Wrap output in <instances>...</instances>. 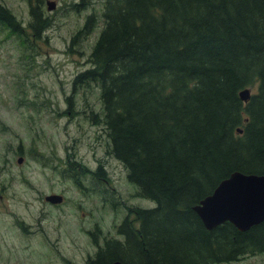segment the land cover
<instances>
[{"label": "trees", "instance_id": "obj_1", "mask_svg": "<svg viewBox=\"0 0 264 264\" xmlns=\"http://www.w3.org/2000/svg\"><path fill=\"white\" fill-rule=\"evenodd\" d=\"M0 21L13 30L1 3ZM103 21L92 67L74 78L72 94L96 84L101 110L88 120L155 206L124 221V242H107L95 262L224 264L264 255V222L207 230L193 211L232 173L264 174V0H105ZM244 89L253 90L247 103ZM87 174L105 176L102 166L78 169L80 189L76 177Z\"/></svg>", "mask_w": 264, "mask_h": 264}, {"label": "rangeland", "instance_id": "obj_2", "mask_svg": "<svg viewBox=\"0 0 264 264\" xmlns=\"http://www.w3.org/2000/svg\"><path fill=\"white\" fill-rule=\"evenodd\" d=\"M52 1L57 8L68 3L69 10L58 19L57 33L44 32L45 42L32 41L28 0H0L24 30L17 34L0 23V264H87L107 242H124V221L155 206L107 156L106 133L88 120L101 110L96 84L77 86L72 94L74 78L92 67L89 56L104 27L105 0H87L89 7L80 13L71 9L76 0ZM43 11L50 13L45 6ZM92 15L96 24L87 25L83 41L70 47L74 32L68 49L57 40L67 25L69 35ZM98 166L105 176L76 177L79 189L78 169L95 172ZM51 194L63 201L43 200ZM232 264H264V255Z\"/></svg>", "mask_w": 264, "mask_h": 264}, {"label": "water", "instance_id": "obj_3", "mask_svg": "<svg viewBox=\"0 0 264 264\" xmlns=\"http://www.w3.org/2000/svg\"><path fill=\"white\" fill-rule=\"evenodd\" d=\"M47 6L51 10L55 3H47ZM250 96L248 89L239 93V98L244 103L248 102ZM238 133L241 134V130L238 129ZM20 162L19 159L18 163ZM45 201L59 204L62 197L49 195L45 197ZM193 211L207 230L229 223L238 231L245 232L261 224L264 222V174L232 173L218 184L211 195L193 207ZM112 264L122 263L115 261Z\"/></svg>", "mask_w": 264, "mask_h": 264}, {"label": "flooded vegetation", "instance_id": "obj_4", "mask_svg": "<svg viewBox=\"0 0 264 264\" xmlns=\"http://www.w3.org/2000/svg\"><path fill=\"white\" fill-rule=\"evenodd\" d=\"M28 1H29L30 8H31L30 15L32 18V22H31L32 24L29 23L28 25L31 24L30 28L34 33V34H32V41H36V40L40 41V40L44 39L45 42H47L48 38L47 37L44 38V32L47 30L54 31L55 33L58 32V30H59L58 19L61 17H65V13L69 10L68 3L63 2L62 6L60 8H57L56 4H55V6L51 10H48L47 3L54 2V1H52V0H28ZM76 1H77L76 4L74 2L71 4V9L76 10L78 13H80V11L83 10L82 9V3H83L82 1L83 0H76ZM44 6L46 7V10L49 11L50 13H45L43 11ZM81 19H83V17ZM0 23L5 24L4 21H0ZM12 26H13L14 32H16L17 34H23L22 32H24V30L22 29L20 24L15 20V18H14V23ZM76 27L73 28L71 33L68 35L67 34L68 25H67L65 28V32H66L65 36H59L58 35V37H57V40H60L61 43H63L65 45L66 49H68V41H69V39H67V38L72 34V32H74L75 35H74V37L71 36L70 47H73L75 45V43L78 44L79 42L83 41L84 35L86 34V32H88V29L87 30L85 29V21L84 20L82 21V26L80 28L75 30ZM107 156H109L108 152H107ZM98 168H99V166H98ZM2 171H3V169H2V167H0V176L2 174ZM88 171L90 173H93L92 170H88ZM106 181H107V179L104 180L105 184H106ZM78 188L80 189V187H78ZM0 190L3 191L4 187L2 186L0 188ZM0 197L2 198L1 195H0ZM45 197L43 198V200H45ZM17 223H19L21 226H23V231H26L27 228L25 227L24 222H18L17 221ZM246 258H249V256H246L243 259H246ZM243 259H241V260H243ZM241 260H239V261H241ZM239 261H236V262H239ZM236 262H232V263H236ZM92 263H95V260L87 261V264H92ZM232 263L230 262V263H224V264H232Z\"/></svg>", "mask_w": 264, "mask_h": 264}]
</instances>
